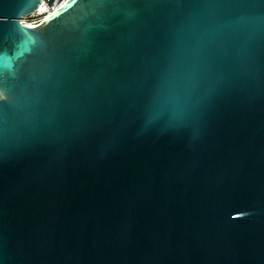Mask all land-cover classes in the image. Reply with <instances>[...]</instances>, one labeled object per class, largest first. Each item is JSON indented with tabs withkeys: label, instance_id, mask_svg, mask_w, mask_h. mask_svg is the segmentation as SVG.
<instances>
[{
	"label": "water",
	"instance_id": "water-1",
	"mask_svg": "<svg viewBox=\"0 0 264 264\" xmlns=\"http://www.w3.org/2000/svg\"><path fill=\"white\" fill-rule=\"evenodd\" d=\"M42 3L0 0V264H264V0Z\"/></svg>",
	"mask_w": 264,
	"mask_h": 264
},
{
	"label": "built area",
	"instance_id": "built-area-1",
	"mask_svg": "<svg viewBox=\"0 0 264 264\" xmlns=\"http://www.w3.org/2000/svg\"><path fill=\"white\" fill-rule=\"evenodd\" d=\"M43 3L30 15L27 17H22L21 21L25 23H40L45 17L55 11L65 0H53L52 4L49 6L47 0H42Z\"/></svg>",
	"mask_w": 264,
	"mask_h": 264
},
{
	"label": "snow or ice",
	"instance_id": "snow-or-ice-1",
	"mask_svg": "<svg viewBox=\"0 0 264 264\" xmlns=\"http://www.w3.org/2000/svg\"><path fill=\"white\" fill-rule=\"evenodd\" d=\"M5 95V91L4 90H0V96H4Z\"/></svg>",
	"mask_w": 264,
	"mask_h": 264
},
{
	"label": "bare ground",
	"instance_id": "bare-ground-1",
	"mask_svg": "<svg viewBox=\"0 0 264 264\" xmlns=\"http://www.w3.org/2000/svg\"><path fill=\"white\" fill-rule=\"evenodd\" d=\"M28 23V22H27ZM28 24H34V23H28Z\"/></svg>",
	"mask_w": 264,
	"mask_h": 264
}]
</instances>
